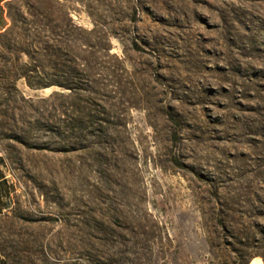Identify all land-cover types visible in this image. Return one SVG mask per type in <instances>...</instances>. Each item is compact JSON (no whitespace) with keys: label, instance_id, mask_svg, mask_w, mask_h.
Returning <instances> with one entry per match:
<instances>
[{"label":"rangeland","instance_id":"1","mask_svg":"<svg viewBox=\"0 0 264 264\" xmlns=\"http://www.w3.org/2000/svg\"><path fill=\"white\" fill-rule=\"evenodd\" d=\"M7 10L58 32L32 77L76 89L16 78L33 62L0 33L1 264H264V0Z\"/></svg>","mask_w":264,"mask_h":264},{"label":"trees","instance_id":"2","mask_svg":"<svg viewBox=\"0 0 264 264\" xmlns=\"http://www.w3.org/2000/svg\"><path fill=\"white\" fill-rule=\"evenodd\" d=\"M15 31L16 27L14 25H8L4 30L0 31V33H3L5 35H11L10 37L16 40V49L21 50L23 53L29 56V58H31V62H33V64H29L27 68L23 69L22 71H19L18 68H15L12 74H14L16 78L25 77V80L30 87L47 86L52 83H57L60 86L68 88L69 91H73L76 89V85H74V81L72 79L73 77L70 76L65 77L64 81L56 82L47 80L41 81L44 79V77L42 76L41 80L34 79V77H32L31 72L36 71V69L40 65L38 63L35 64L40 60L37 54H44V51L47 50L48 43L44 36H50V33L53 35L58 34V32L54 28L43 29L40 26L39 28L24 27L23 34H20L18 32L16 33ZM52 47L53 48L50 54L54 56V62H56L59 58L57 53V44H54ZM41 72L44 73L43 70H41ZM246 263L247 262H244V264Z\"/></svg>","mask_w":264,"mask_h":264},{"label":"crops","instance_id":"3","mask_svg":"<svg viewBox=\"0 0 264 264\" xmlns=\"http://www.w3.org/2000/svg\"><path fill=\"white\" fill-rule=\"evenodd\" d=\"M0 0V31L10 23L7 2ZM16 180L4 154L0 151V213L11 208L15 201Z\"/></svg>","mask_w":264,"mask_h":264},{"label":"built area","instance_id":"4","mask_svg":"<svg viewBox=\"0 0 264 264\" xmlns=\"http://www.w3.org/2000/svg\"><path fill=\"white\" fill-rule=\"evenodd\" d=\"M1 264V263H0Z\"/></svg>","mask_w":264,"mask_h":264}]
</instances>
